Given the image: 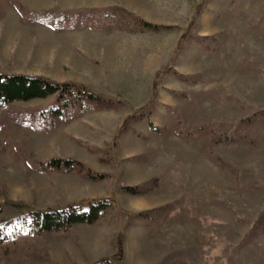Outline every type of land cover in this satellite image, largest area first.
Returning <instances> with one entry per match:
<instances>
[{
	"label": "rangeland",
	"instance_id": "rangeland-1",
	"mask_svg": "<svg viewBox=\"0 0 264 264\" xmlns=\"http://www.w3.org/2000/svg\"><path fill=\"white\" fill-rule=\"evenodd\" d=\"M18 1L39 12L120 7L168 29L54 32L0 0V74L83 85L112 103L48 133L2 117L0 206L22 207H3L0 223L110 208L95 225L9 241L0 264H264V0ZM29 155L97 177L40 173Z\"/></svg>",
	"mask_w": 264,
	"mask_h": 264
},
{
	"label": "trees",
	"instance_id": "trees-1",
	"mask_svg": "<svg viewBox=\"0 0 264 264\" xmlns=\"http://www.w3.org/2000/svg\"><path fill=\"white\" fill-rule=\"evenodd\" d=\"M18 14L23 24H40L49 27L54 32L81 31L88 28L94 30L118 29L125 32H152L167 30V27L144 21L120 7L108 9H86L82 11H62L59 9L48 11H31L18 0H8ZM169 70V69H168ZM166 72L167 68L162 69ZM156 89L153 91V97ZM53 99L46 108L34 110V113L21 114L11 107L17 103H29L37 100ZM153 99V98H152ZM109 101L104 100L83 85L75 83H56L45 77H30L23 75L0 74V120L9 117L11 123L19 127H32L39 133L52 132L57 123H69L81 118L86 112L106 110L111 107ZM143 109L134 113L132 121L141 120ZM153 131L157 134L156 129ZM28 164L40 173H77L84 171L89 179H96L92 173L80 162L70 159H51L41 162L31 155L27 156ZM217 166L223 167L221 161L214 156L210 159ZM226 168V167H225ZM136 189L127 188L126 192L137 194ZM22 207L20 204L7 203L3 207ZM109 204L97 202L83 211L72 204L66 208L33 211L27 216L0 223V250H4L11 240L21 237L36 238L43 235L66 234L78 225H95L109 209Z\"/></svg>",
	"mask_w": 264,
	"mask_h": 264
}]
</instances>
